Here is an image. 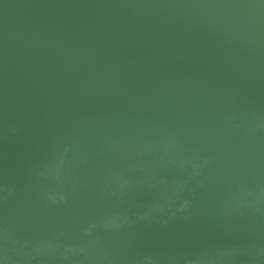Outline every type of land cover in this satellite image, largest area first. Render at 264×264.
<instances>
[{"label":"water","instance_id":"water-1","mask_svg":"<svg viewBox=\"0 0 264 264\" xmlns=\"http://www.w3.org/2000/svg\"><path fill=\"white\" fill-rule=\"evenodd\" d=\"M0 264H264V0H0Z\"/></svg>","mask_w":264,"mask_h":264}]
</instances>
